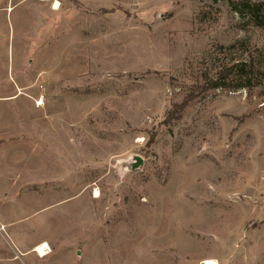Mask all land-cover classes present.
I'll return each mask as SVG.
<instances>
[{"label": "rangeland", "instance_id": "374dc122", "mask_svg": "<svg viewBox=\"0 0 264 264\" xmlns=\"http://www.w3.org/2000/svg\"><path fill=\"white\" fill-rule=\"evenodd\" d=\"M230 1L0 0V221L51 248L25 264H264V78L227 75L264 25Z\"/></svg>", "mask_w": 264, "mask_h": 264}, {"label": "trees", "instance_id": "16d2710c", "mask_svg": "<svg viewBox=\"0 0 264 264\" xmlns=\"http://www.w3.org/2000/svg\"><path fill=\"white\" fill-rule=\"evenodd\" d=\"M230 5L237 12H247L246 14L248 15L246 16H248L247 20L249 24L259 27L264 25V2L253 0H239L238 3L230 1ZM232 73L234 74V76L233 79L230 80L235 81V87L251 86L256 84V82H260L257 80L256 76H258L260 79L264 78V63H256L252 58H250L248 61L237 62L229 67V73L227 75ZM221 78H226V75L220 72V77L218 80H221ZM218 80H208V88H216L218 86L232 87L230 83H226L225 81L219 83ZM252 80H254V83H251ZM187 104L188 97L185 98L182 103L174 104L173 109L169 110L166 113L165 119L177 120L181 118L183 108H185ZM152 141L153 137L150 138V142Z\"/></svg>", "mask_w": 264, "mask_h": 264}, {"label": "built area", "instance_id": "2783aa9c", "mask_svg": "<svg viewBox=\"0 0 264 264\" xmlns=\"http://www.w3.org/2000/svg\"><path fill=\"white\" fill-rule=\"evenodd\" d=\"M42 104H43L42 99L35 101L36 106H41ZM0 240H2L5 243L7 250L12 254L10 260L12 261L18 260L20 261L21 264H25L21 258L23 256V253L17 249V247L13 244V242L9 237L8 226L1 221H0ZM50 251L51 248L46 242H41L31 249V252H33L39 258L46 256L47 254H49Z\"/></svg>", "mask_w": 264, "mask_h": 264}, {"label": "crops", "instance_id": "0c3cea01", "mask_svg": "<svg viewBox=\"0 0 264 264\" xmlns=\"http://www.w3.org/2000/svg\"><path fill=\"white\" fill-rule=\"evenodd\" d=\"M8 234H9V237H10L11 241L13 242V244L17 247V249H18L20 252H27V251L30 252L31 249H32L34 246H36L37 244H39V243H41V242H46V241H38V242L36 241V242L32 243L31 245H29V247L24 248L23 245H22L19 241L13 239L10 230H8ZM46 243H47V242H46ZM0 248H2V249H7L5 243H4L2 240H0Z\"/></svg>", "mask_w": 264, "mask_h": 264}, {"label": "water", "instance_id": "95a60500", "mask_svg": "<svg viewBox=\"0 0 264 264\" xmlns=\"http://www.w3.org/2000/svg\"><path fill=\"white\" fill-rule=\"evenodd\" d=\"M134 160V162L130 160L128 162L130 164L131 169L136 168L142 162V159L139 156L134 157Z\"/></svg>", "mask_w": 264, "mask_h": 264}, {"label": "bare ground", "instance_id": "6f19581e", "mask_svg": "<svg viewBox=\"0 0 264 264\" xmlns=\"http://www.w3.org/2000/svg\"><path fill=\"white\" fill-rule=\"evenodd\" d=\"M205 263L206 264H216L215 261H213V260H207Z\"/></svg>", "mask_w": 264, "mask_h": 264}]
</instances>
